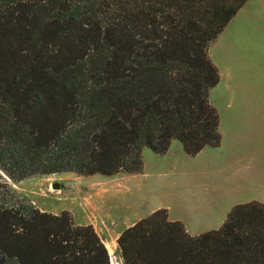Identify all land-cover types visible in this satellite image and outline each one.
<instances>
[{
    "label": "trees",
    "instance_id": "obj_1",
    "mask_svg": "<svg viewBox=\"0 0 264 264\" xmlns=\"http://www.w3.org/2000/svg\"><path fill=\"white\" fill-rule=\"evenodd\" d=\"M246 0H0V170L139 173L173 139L220 141L210 42ZM123 264H264V203L190 235L160 208L116 239ZM0 264H110L91 224L0 180Z\"/></svg>",
    "mask_w": 264,
    "mask_h": 264
},
{
    "label": "rangeland",
    "instance_id": "obj_2",
    "mask_svg": "<svg viewBox=\"0 0 264 264\" xmlns=\"http://www.w3.org/2000/svg\"><path fill=\"white\" fill-rule=\"evenodd\" d=\"M247 18L251 23H245ZM208 56L219 72L209 101L220 118L226 116L228 101H264V0H246L210 42ZM153 154L144 149L141 175L60 172L14 182L0 170V180L41 211L57 214L65 210L75 223L91 224L109 253L110 264H123L116 239L135 217L165 208L172 217L198 224L194 218L198 200L218 188L212 180H184L176 166L165 167ZM55 182L59 188L52 186Z\"/></svg>",
    "mask_w": 264,
    "mask_h": 264
},
{
    "label": "crops",
    "instance_id": "obj_3",
    "mask_svg": "<svg viewBox=\"0 0 264 264\" xmlns=\"http://www.w3.org/2000/svg\"><path fill=\"white\" fill-rule=\"evenodd\" d=\"M246 22L251 23L248 18ZM224 111L226 116L222 118L218 112L220 141L217 146H205L189 155L181 142L173 139L165 153L153 152L166 163L165 167L176 166L184 180L206 179L218 185V188H212L213 192L198 200L200 206L194 215L196 222L199 219L198 224H192L187 218L172 217L170 210L166 209L169 219L182 221L190 235L219 228L230 211V205L264 203V101H228ZM153 211L135 217L124 228Z\"/></svg>",
    "mask_w": 264,
    "mask_h": 264
},
{
    "label": "water",
    "instance_id": "obj_4",
    "mask_svg": "<svg viewBox=\"0 0 264 264\" xmlns=\"http://www.w3.org/2000/svg\"><path fill=\"white\" fill-rule=\"evenodd\" d=\"M52 186H53L54 188H59V187H60V186H59V184H58V183H56V182H55V183H53V184H52Z\"/></svg>",
    "mask_w": 264,
    "mask_h": 264
}]
</instances>
